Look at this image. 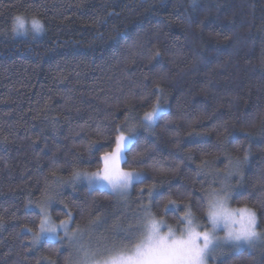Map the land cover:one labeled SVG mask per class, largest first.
I'll return each instance as SVG.
<instances>
[{
    "label": "trees",
    "instance_id": "obj_1",
    "mask_svg": "<svg viewBox=\"0 0 264 264\" xmlns=\"http://www.w3.org/2000/svg\"><path fill=\"white\" fill-rule=\"evenodd\" d=\"M18 14L45 30L14 35ZM157 85L164 111L145 131ZM132 128L121 166L148 178L124 200L69 182ZM245 155L229 203L264 230V0H0V264H69L59 242L22 231L40 224L29 201L57 193L51 217L71 212L97 245L122 241L147 204L173 227L190 205L209 227L201 197ZM214 264H264V247Z\"/></svg>",
    "mask_w": 264,
    "mask_h": 264
},
{
    "label": "snow or ice",
    "instance_id": "obj_2",
    "mask_svg": "<svg viewBox=\"0 0 264 264\" xmlns=\"http://www.w3.org/2000/svg\"><path fill=\"white\" fill-rule=\"evenodd\" d=\"M196 0H192L195 5ZM45 30L40 19L33 16L30 20L25 15L13 17L12 33L14 35H39ZM159 53H157L158 55ZM163 90L156 86V99L151 110L143 114L141 124L147 128L154 127L155 123L164 111L161 105L159 93ZM127 119V118H126ZM121 127H128L127 123ZM132 128L127 135L123 131L115 137V148L111 152H105L100 157L102 167L95 172H85L74 169L69 182L86 180L89 185L105 183L113 193L126 195L136 183H143L148 177L143 172L125 170L121 167V160L129 145L133 143ZM243 161L237 159L235 168L239 170ZM206 163V162H205ZM232 173L229 172L230 178ZM147 191L148 197L153 198L154 187L141 188L140 194ZM231 195L227 186L222 185L220 190L209 189L201 197L204 218L211 225L210 228L198 222L190 205H183L186 211L179 217L182 227H173L158 219L151 211V204L142 205V214L136 219V224L130 226L123 233V240L105 243L96 250H89L80 245L79 264H208L209 259L214 258L217 250L226 245L236 247L253 248L259 243H264V231L259 230L260 223L257 212L248 207H231L229 200ZM52 202V197H47L44 204L39 205L40 224L37 231H33L26 225L22 231L32 236V244H37L45 234L54 235L59 240V232L64 233V239L77 242L81 237L79 228L70 231L74 217L67 212V220H61L59 224L52 221L45 204ZM29 201L27 208H31ZM181 205L169 200L167 210H178ZM166 229V230H165ZM223 231L224 235H217Z\"/></svg>",
    "mask_w": 264,
    "mask_h": 264
},
{
    "label": "rangeland",
    "instance_id": "obj_3",
    "mask_svg": "<svg viewBox=\"0 0 264 264\" xmlns=\"http://www.w3.org/2000/svg\"><path fill=\"white\" fill-rule=\"evenodd\" d=\"M164 109V108H163ZM142 120V119H141ZM141 120H140V123H141ZM142 125V124H141ZM142 127V129H144L145 131H149L151 128H147V127H145V126H141ZM131 128V127H130ZM125 133V135H127L129 132H124ZM132 135H133V139H134V136H135V132H133L132 133ZM114 148H115V146H114ZM114 148L111 150V151H113L114 150ZM111 151H109V152H111ZM125 155V154H124ZM122 161H123V159L121 160V163H122ZM235 165L236 164H232L231 165V163H230V165H229V169L227 170V172H231L232 173V176L233 175H235L236 174V168H235ZM101 167H102V164H101ZM100 167V168H101ZM122 167V166H121ZM123 168V167H122ZM220 177H219V179H218V182H217V184L216 185H214L213 187L211 186V188L210 189H216V190H220V188H221V186L222 185H226L227 186V189H228V192H229V187H228V184H227V179H226V177H228V173L227 174H225V175H219ZM231 176V177H232ZM76 182H82V183H84L86 186H88V187H91V188H98V189H101V190H106V191H108V192H111V193H113L110 189H109V187L107 186V184H105V183H94V184H92V185H89L88 184V182L86 181V180H76V181H74V183H76ZM214 183V182H213ZM216 186V187H215ZM56 192V191H55ZM130 192V191H129ZM129 192L126 194V195H120L119 193H113L119 200H124L127 196H128V194H129ZM50 197H52V202L51 203H49V204H45L44 206L47 208V212H48V214L50 215V212H49V208L52 206V205H55V204H57V203H59V193H57V194H54V196H50ZM45 200H46V198L42 201V202H36V203H32V206H31V208L30 209H34V210H36L39 214H40V209H39V205H41V204H44V202H45ZM229 205H230V203H229ZM232 207V206H231ZM235 208V207H234ZM51 216V215H50ZM41 217V216H40ZM52 218V217H51ZM64 220H67V219H64ZM52 221L55 223V224H59V222L61 221H56V220H54L53 218H52ZM208 225H209V227L208 228H210L211 227V225L208 223ZM175 228V227H174ZM73 230H76V229H73L72 228V226H71V229H70V231H73ZM80 230V232H81V237L78 239V241L77 242H72V241H70V240H65L64 239V233L61 231V232H59V240H57V237L56 236H54V235H48V234H45L44 236H43V238L37 243V244H32V236H31V238H30V244H31V246H33V247H36L37 245H39V243L41 242V241H43V240H49V241H57V242H59V244H60V246L62 247V248H64V249H66L67 251H69L70 252V262H69V264H79V260H80V256L82 255V253L79 251V247H80V245H83V246H85L87 249H89V250H96L97 248H99V247H101V246H103L104 244H98L97 245V240H95L94 238H92V236L91 235H89V234H87L84 230H81V229H79ZM166 230V229H165ZM261 231H264V230H261ZM217 235H219V236H223L224 235V232L223 231H218L217 232ZM263 247H264V243H259V244H257L256 246H254L253 248H251V249H249V248H247V247H236V246H233V245H231V244H229V245H226V246H224L223 248H221V249H219V250H217V252L214 254V258H211V259H209V261H208V264H214L218 259H220L221 257H223L224 255H226V254H228V253H231V252H236V251H239V250H241V249H247V250H249V251H253V252H255V251H258V250H261V249H263Z\"/></svg>",
    "mask_w": 264,
    "mask_h": 264
}]
</instances>
